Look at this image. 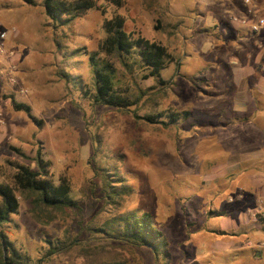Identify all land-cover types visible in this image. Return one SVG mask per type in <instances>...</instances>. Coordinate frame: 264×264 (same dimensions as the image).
Masks as SVG:
<instances>
[{
	"label": "rangeland",
	"instance_id": "1",
	"mask_svg": "<svg viewBox=\"0 0 264 264\" xmlns=\"http://www.w3.org/2000/svg\"><path fill=\"white\" fill-rule=\"evenodd\" d=\"M33 1L0 0L6 47L14 54L0 56V183L11 185L17 166L39 171L41 158L51 180L69 182L78 207L50 221L33 213L32 199L20 197L18 214L1 229L28 264H264V227L253 216L264 197L257 186L264 178V35L233 26L232 17L247 11L244 0L241 13L230 8L239 0H125L121 9L101 1L69 26L50 19L43 0ZM116 13L127 19V33L160 42L174 58L161 80L117 66L120 89H150L140 117L159 114L166 125L91 101L90 58L106 38L105 20ZM244 67L254 76L244 79ZM185 112L187 120L169 122L170 114ZM249 114V123L225 124ZM106 170H117L132 191L115 206L104 198ZM134 211L154 219L166 254L103 242L89 231L112 213ZM67 238L80 245L47 257ZM1 246L0 240V253ZM225 247L236 249L223 257Z\"/></svg>",
	"mask_w": 264,
	"mask_h": 264
},
{
	"label": "trees",
	"instance_id": "2",
	"mask_svg": "<svg viewBox=\"0 0 264 264\" xmlns=\"http://www.w3.org/2000/svg\"><path fill=\"white\" fill-rule=\"evenodd\" d=\"M34 5L33 0H23ZM115 6L116 9L125 7V0H43L46 14L60 26L72 25L86 12L96 9L99 3ZM127 19L120 14H114L111 19L104 22L103 29L106 38L99 44L97 51L91 56L90 61L93 71V93L91 101L95 106H103L131 113L137 120L149 124L166 125L159 122L163 116L149 115L140 117L137 108L146 98L150 89L138 88L136 92H127L117 85V66L126 74H133L135 69H141L147 74L146 77L160 79L167 65L174 61L168 49L160 42H151L142 37L135 38L127 33L125 26ZM102 56V58H100ZM178 65V68H180ZM262 66H260L261 69ZM18 111L30 112L28 106L13 102ZM135 107L134 110L131 108ZM191 113H173L169 116V122L187 120ZM159 117V118H158ZM253 118V117H252ZM251 116L236 117L226 122L230 124L244 123L252 120ZM39 171L32 170L27 166H17L12 176L11 185L0 183V240L2 242L0 264H28L29 259L23 257L17 246L9 240L3 228L13 222V216L17 215L21 208L20 197L27 195L33 200V213L42 212L50 221L56 218L60 212H65L78 207L77 202L71 196V186L64 178L55 183L48 176V164L43 159L38 160ZM105 171V170H104ZM114 176V177H113ZM118 177L122 184L115 182ZM105 188L104 198L110 200V205H118L126 196L131 194L129 184L124 182V177H119L117 170H106L103 174ZM115 183V184H114ZM118 208V207H117ZM110 218L101 226H92L90 232L103 242H118L137 247H149L153 249L155 256L165 252V239L154 223V219L148 214L140 215L137 211L128 212L124 215L119 213L110 214ZM262 222V221H260ZM80 239L58 240L50 247L47 257L67 253L79 246ZM107 264V263H104ZM113 264V263H110ZM118 264V263H114ZM120 264V263H119Z\"/></svg>",
	"mask_w": 264,
	"mask_h": 264
},
{
	"label": "built area",
	"instance_id": "3",
	"mask_svg": "<svg viewBox=\"0 0 264 264\" xmlns=\"http://www.w3.org/2000/svg\"><path fill=\"white\" fill-rule=\"evenodd\" d=\"M248 11V16L246 19L242 20V24L246 25L250 34L254 36L264 35V2L263 0H244ZM260 2H262L261 5ZM237 21V20H235ZM15 32V30H13ZM10 32L5 29V26L0 21V56L8 54L10 57H14L12 52H9L6 47V42L9 40ZM14 68V67H12ZM16 68H14L15 70ZM261 71L264 73V64L261 67ZM2 76L4 74L2 73ZM9 82L15 83V77H10ZM2 114L0 113V124H3L1 119ZM255 221H262V226L264 227V197L258 201L255 209Z\"/></svg>",
	"mask_w": 264,
	"mask_h": 264
},
{
	"label": "crops",
	"instance_id": "4",
	"mask_svg": "<svg viewBox=\"0 0 264 264\" xmlns=\"http://www.w3.org/2000/svg\"><path fill=\"white\" fill-rule=\"evenodd\" d=\"M241 2H240V0H239V3H238V5H237V9H236V7H230L231 8V10H236L237 12L238 11H240V13H241V9H242V7L243 6H241V4H240ZM240 7V8H239ZM248 11H249V9L247 8V11H246V13H244L243 15H240V16H234V17H232V24H233V26L236 28V29H246V25H244V24H242L241 22H242V20H244V19H246V16H248ZM234 19V20H233ZM235 20H237V21H235ZM210 35V34H209ZM211 36H213L214 37V35H212L211 34ZM237 38V37H236ZM235 41V40H234ZM238 42H241V41H238ZM236 56H237V54H236ZM238 57V56H237ZM240 59V58H239ZM234 60H238L237 58H234ZM261 61L264 63V57L261 59ZM231 62H233V60H231ZM261 64V63H260ZM252 67H253V65H251ZM252 67H249V68H245L244 67V69H243V71H244V74H243V78L245 79V77L246 78H248L249 79V77H251V76H254L253 74H255V70L252 68ZM235 71H239V68H236L235 69ZM242 71V70H241ZM233 73V72H232ZM237 73H241V72H237ZM263 73V72H262ZM234 74V76H235V80L237 79V80H239V82H240V80H241V78H237L236 76H240L241 74H238V75H236L235 73H233ZM264 74V73H263ZM251 83L248 81V83H247V85H246V83H245V88H246V90H247V92L251 89L250 87H251ZM257 86V83H256V85L254 84L253 85V88L254 87H256ZM259 89V88H258ZM262 92V96H264V89H260ZM217 95V97L218 98H222V92L221 93H217L216 94ZM215 95V96H216ZM233 97V100H234V103H235V101H241V99L238 97L237 98V96H232ZM260 100V102H263V97H262V99L261 98H259ZM242 102H244V100H242ZM234 103H231V105H232V107L234 108ZM250 103V102H249ZM248 103L246 102V105H247ZM248 108L250 107V104L247 106ZM251 108V107H250ZM231 111L233 112V114H235L236 113V111L235 110H233V109H231ZM252 112V111H251ZM238 113H245V111L244 112H238ZM249 116H251V118L253 117L251 114H249ZM249 122H251V121H249ZM249 122H247V123H249ZM261 149V148H260ZM259 149V150H260ZM263 154V153H262ZM263 156H264V154H263ZM257 172V171H256ZM258 173V172H257ZM261 178H262V176H261ZM261 178H259L258 180H259V185H257V186H259V187H261V186H264V178L261 180ZM255 180H254V184L256 185L257 184V182H258V180L256 179V178H254ZM263 190H264V187H263ZM264 233V232H263ZM236 248H230V247H225V248H221L220 249V251L221 252H219V254H221V256H223V257H225L228 253H231L232 251H234ZM258 250H262V249H258Z\"/></svg>",
	"mask_w": 264,
	"mask_h": 264
}]
</instances>
